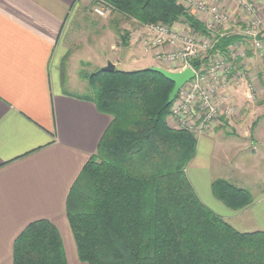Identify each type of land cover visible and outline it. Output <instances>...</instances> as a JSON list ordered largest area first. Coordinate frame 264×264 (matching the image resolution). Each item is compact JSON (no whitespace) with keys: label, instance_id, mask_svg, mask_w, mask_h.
I'll return each instance as SVG.
<instances>
[{"label":"trees","instance_id":"1","mask_svg":"<svg viewBox=\"0 0 264 264\" xmlns=\"http://www.w3.org/2000/svg\"><path fill=\"white\" fill-rule=\"evenodd\" d=\"M141 25L204 26L175 0H106ZM126 41V38L124 37ZM238 38H221L210 55ZM124 41V43H125ZM201 63H193L194 70ZM82 99L111 118L94 155L66 199L77 256L85 264H264V233H240L205 207L185 168L195 135L172 128L166 105L173 84L146 69L86 77ZM213 197L230 210L244 209L248 190L225 180L211 183ZM12 264H67L60 235L46 220L16 238Z\"/></svg>","mask_w":264,"mask_h":264},{"label":"crops","instance_id":"2","mask_svg":"<svg viewBox=\"0 0 264 264\" xmlns=\"http://www.w3.org/2000/svg\"><path fill=\"white\" fill-rule=\"evenodd\" d=\"M258 1L264 4V0ZM85 3L0 0V264H12L16 238L39 220L50 222L58 231L67 264H85L77 256L66 199L111 122L92 103L66 88L71 85V57L63 37ZM135 29L128 55L133 56L136 43L140 56L131 61H142L146 68L160 67L142 51L139 41L144 37ZM227 37L238 38V50L251 45L237 36ZM246 52L234 65L250 74L261 72L264 50ZM208 58L202 66L206 67ZM107 62L115 69L122 64L118 57H106L97 62V70ZM252 62L256 66H250ZM249 82L243 81L234 90L239 91L238 98L242 95L250 100ZM260 86L264 94V80ZM225 124L229 129L216 128L195 136L196 151L186 167V177L199 201L234 230L264 233V103ZM217 179L248 190L252 202L241 210L228 209L211 193V183Z\"/></svg>","mask_w":264,"mask_h":264},{"label":"built area","instance_id":"3","mask_svg":"<svg viewBox=\"0 0 264 264\" xmlns=\"http://www.w3.org/2000/svg\"><path fill=\"white\" fill-rule=\"evenodd\" d=\"M222 1L186 0L193 7V11L190 10L192 14L205 17L204 37L207 39L202 43H196L195 36H185L181 47L175 48L177 33L158 23L148 27L151 37L146 50L148 48L152 51L153 59L164 63H180L179 71L185 68L194 71V78L181 88L171 103L169 116L172 128L195 136L209 132L213 124L220 125L222 118L228 120L235 114L236 105L226 91L230 87H238L244 81V70L239 71L234 65V61L243 58L244 53H239L235 44L229 45L224 53L210 55L206 67L201 71L194 70L188 62L203 53L211 52L221 38L230 35L228 31L231 29L234 30V36L250 42L253 51L264 50V10L258 9L257 4L251 0L234 1L249 16L243 15L241 21L234 22L223 9ZM94 13L104 16L105 10L96 8ZM163 46H167V51L160 52ZM248 89L251 90L250 85ZM251 98L253 95L249 94Z\"/></svg>","mask_w":264,"mask_h":264},{"label":"rangeland","instance_id":"4","mask_svg":"<svg viewBox=\"0 0 264 264\" xmlns=\"http://www.w3.org/2000/svg\"><path fill=\"white\" fill-rule=\"evenodd\" d=\"M233 1L237 0L222 1L223 9L225 11L227 9L226 12L230 17V20L234 22H239L243 18L238 19L236 17H239L241 15L249 17L244 11L240 10V7H237L235 4L233 5ZM251 1L257 4L256 6L258 7V9L262 8L264 10V4H262L258 0ZM175 2L179 4L191 17L201 22L204 27L206 26L205 22H203L205 19L204 15H201L200 17L192 14L191 11H193V7L187 4L186 0H175ZM83 8L84 10L79 13L76 17H74V20L71 24V28L67 32L65 31L63 37V44L66 46L71 57L68 64L69 79L71 78L69 82L71 85L66 88L81 96L89 94V88L86 77L97 71V62H99L100 60L102 61V59L106 57H108L109 59H116V57L120 58L122 64L117 68V70L120 71H136L146 68L144 67V63L142 61L136 60L135 58H133L132 61L130 59L131 57L136 55L140 56V51H138L136 43L134 44V49H132L131 51L133 56L128 55L129 49L127 48L128 43L130 41V34L135 28L137 30L139 29V31H142L141 38L142 36L144 37V39H142L143 41H139V43L142 42V51L145 55H151L152 57H154L151 50H148V48L146 50L147 43L149 41V38L151 37V34L149 33L148 29L149 25H141L132 19H128V17H126L125 15H122L117 12L115 7L106 0H86V3L83 4ZM96 8L104 9V16L96 15L94 13V9ZM158 24L166 26L169 31L177 33L178 38L175 48L181 47V41L185 36H195L196 43H202V41H205L207 39L206 37H204L205 34L194 32L191 28L184 24H180L179 26H167L163 23ZM233 32L234 30L231 29L230 31H228V34L233 35ZM124 37L126 38V41L124 40ZM131 46L133 47V45ZM111 47L114 48L113 51H111ZM166 47L167 46H163L162 48H160V52L167 51ZM250 47L251 45L248 47L247 50L244 46L239 49L241 50V53H247L246 51L253 52V50L251 51L252 48L250 49ZM240 50L237 51L240 52ZM209 56L210 51L207 53H203L202 56L196 59L190 60L188 64L194 69L193 63L199 62L202 64L207 60V57ZM155 62L160 67L170 68L175 71H179L181 67L180 63H164L161 60H155ZM253 62L252 64H250V66L252 67L256 66ZM202 68H205L204 65H200V68L197 71H201ZM255 71L256 72H252L251 74L247 71H244L245 74H243V80L250 81L249 85L251 86V90L248 89V91L250 94L253 95V98L248 100L245 98V96L242 97V95L240 96V98H238L240 95L239 91L237 93L234 91H237L239 89L238 87L235 89L230 88L228 91H226V94H228L234 100V103L236 105V112L228 120L222 118L220 120L222 126L213 124L211 130H214L216 128L229 129V126H227L225 122L227 123L233 120H237L238 118L242 117L243 114H250L251 112L256 111L258 107H260L264 103V94H262L263 87L260 86L261 80H264V68L261 72L260 70ZM181 95L182 94H180L179 96ZM241 97L245 98V103H242L243 101ZM247 104L251 105L252 107L249 108ZM167 122L170 126H172L170 116H168ZM214 172L215 171H213V173Z\"/></svg>","mask_w":264,"mask_h":264},{"label":"water","instance_id":"5","mask_svg":"<svg viewBox=\"0 0 264 264\" xmlns=\"http://www.w3.org/2000/svg\"><path fill=\"white\" fill-rule=\"evenodd\" d=\"M115 68L113 64L107 62L106 66L100 69V71L105 73H112L114 72ZM148 71L152 73H156L161 75L164 79L171 82L173 84V88L168 95L166 105L170 106L173 102L174 98L177 96L178 92L184 87L187 83H189L194 78V71L185 68L179 72H170L161 67H149L147 68Z\"/></svg>","mask_w":264,"mask_h":264}]
</instances>
